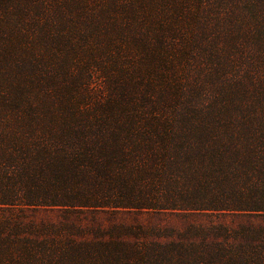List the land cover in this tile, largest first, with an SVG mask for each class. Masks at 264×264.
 Listing matches in <instances>:
<instances>
[{
    "label": "trees",
    "instance_id": "trees-1",
    "mask_svg": "<svg viewBox=\"0 0 264 264\" xmlns=\"http://www.w3.org/2000/svg\"><path fill=\"white\" fill-rule=\"evenodd\" d=\"M121 1L0 0V264H188L187 240L192 264H264V2L231 38L241 1L196 0L217 10H192L177 54L141 0L118 25ZM43 207L65 223H24ZM124 211L239 221L169 243L139 223L89 240L71 221Z\"/></svg>",
    "mask_w": 264,
    "mask_h": 264
},
{
    "label": "rangeland",
    "instance_id": "rangeland-1",
    "mask_svg": "<svg viewBox=\"0 0 264 264\" xmlns=\"http://www.w3.org/2000/svg\"><path fill=\"white\" fill-rule=\"evenodd\" d=\"M129 1L130 4L128 0H123L119 4V6L116 5L113 6L110 5V3L108 4L110 10L117 12L116 22L118 25L122 24L123 18L125 17L124 13L125 12L128 13V11H131L130 6L133 0H129ZM201 1L206 3V5H208L209 3H212L215 0H205V1L201 0ZM235 1L236 0H233L232 3H228L225 5H222V1H221V5H220L223 7L230 8V10H232L234 7L237 10L236 13L237 12L240 13L238 11L239 10L238 7H236L237 5L236 2L241 1L239 8L243 10V14L240 13L241 14L240 16L233 15L234 18L232 25L228 29L222 28V30H224L223 33H225V35H227L228 33L227 31H230L231 36L229 35L228 36L231 38H237L240 35H243L241 28L244 26V21L241 24L238 23L239 20L243 19V16L256 18L255 16L258 15L255 23H258L257 24L258 26L262 25L260 19L261 12H258V10L261 11V9L255 8L254 0H247L248 2H246L245 5L242 4V1L244 0H237L236 2ZM258 1L264 2V0H258ZM141 2L143 5L142 9L145 12V17L148 21L151 22L152 30L162 25L164 21H167L169 23V25L165 27V32H170L173 29L178 30L177 37L180 40H177L174 45L175 48L177 49V51L175 49L174 53L177 52V54L179 52L182 53L184 51V48H190L191 46H193L192 10H194L193 14H196L198 11L201 14H204L205 11L214 12L217 10L215 6L208 8L197 7L196 0H141ZM216 2H217L216 3L217 6L220 0H216ZM134 4L138 5L137 2H135ZM228 11L229 10H226L224 12H228ZM262 15H264V12L262 13ZM227 16L228 15H226L224 19V24L228 23ZM15 19L17 18H14L11 21H15ZM110 26L112 27L113 25ZM218 30L219 28L215 29L216 32ZM153 36L156 38V40H158V36L156 35V33H154ZM20 42L26 44L27 41L26 39H22V41ZM158 45L161 46L160 44ZM82 53L89 58V54L87 52L82 51ZM147 53L145 51L143 56H146ZM152 55L153 54L151 52V54L147 55V57H149V59H152L153 58ZM177 57L180 56L178 55ZM191 69H192V62H191ZM111 70L117 71L116 67L113 66L112 64H111ZM114 75H118V74H114ZM101 83L105 86L103 81ZM146 83H148V81H144V84H142V86L145 85L146 87ZM93 87L95 89L97 88L95 86ZM95 96H98V94H95ZM64 100H66L65 97L63 98V101ZM23 220L24 223H29L30 221L31 222L34 221L37 224L49 222L52 223L53 225H61L65 223L64 217L62 216V214H60L59 209H55V208L50 209L45 207L39 209V211L37 212L29 211L28 213H25V217L23 218ZM212 220L224 221L233 225L235 224L234 226H237V224L234 222L239 221V220H234L230 215H228L227 217L221 215L219 216V214H217L216 216H209L207 214L201 215V213H185V212H172V211L169 212L124 211L115 216H111L102 212L99 213L94 218L92 217V215H86L81 221H78L77 219H73L71 221L74 224L79 225L81 229H83V231L86 232L88 231L85 237L87 236V239L89 240H97L95 239V237L98 236L96 235V232H94V229H96L95 227H99L100 229H102L101 234L104 235L109 231L111 226L114 224L135 225L139 223L145 227H150V226L158 227L159 230L157 231H159L158 233H161L163 237L155 238L156 241H159L161 243H169L171 241L176 242L177 240H179L180 239L179 237H181L182 233L185 232L186 229L192 227V223L200 222L204 224V223H210ZM182 249H183L182 253L188 256L189 260H191V262L187 261V263L192 264V244L190 245V241L187 240V244L183 245ZM106 264H110V263L107 262Z\"/></svg>",
    "mask_w": 264,
    "mask_h": 264
}]
</instances>
